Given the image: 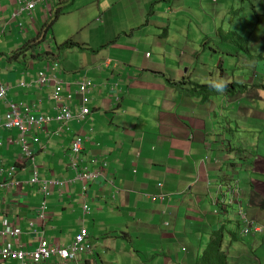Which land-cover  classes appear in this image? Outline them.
Instances as JSON below:
<instances>
[{
    "label": "crops",
    "instance_id": "obj_1",
    "mask_svg": "<svg viewBox=\"0 0 264 264\" xmlns=\"http://www.w3.org/2000/svg\"><path fill=\"white\" fill-rule=\"evenodd\" d=\"M18 1L0 0V82L10 87L7 100L36 104L38 116L55 115L53 84L35 83L45 63L53 65L48 73L65 80L63 95H74L71 109L82 104L77 81L90 79L94 87L86 119L69 126L32 125L25 134L0 131V230L6 224L21 230L19 239L0 233V250L12 243L30 252L43 240L69 246L85 228L91 250L74 260L53 256L39 264H175L179 259L178 264H200L202 236L186 239L187 229L200 228L211 229L209 236L223 231L222 249L230 264H242L243 258L264 264L263 237L242 236L235 221L242 205L248 216L264 223V0L252 4L254 14L244 15L235 31L226 6L212 18L230 46L233 72L224 86L217 71L219 65L221 76L229 72L225 62L219 63L223 51L203 45L200 33H208L207 21L202 7L189 4H199L195 0H49L16 18ZM66 6L52 21L56 9ZM173 15L184 27L171 23ZM190 21L197 22V30ZM50 31L61 36L55 37V49ZM47 38L51 43L43 48L39 44ZM68 39L91 51L81 56L77 73L69 70L75 68L69 59L64 62L68 70L60 65L62 53L73 50L58 49ZM29 43L36 44L30 48ZM26 45L28 50L22 49ZM206 53L209 62L201 60ZM23 81L31 86L20 87ZM203 83L223 88L206 95L199 92ZM8 107L0 101L1 119ZM78 135L84 137L78 168L100 173L89 182L77 179L72 168L71 146ZM23 141L33 144L41 180L63 182L50 184L47 197L30 183L32 166ZM96 157L100 163L93 166ZM83 186L88 187L87 213ZM44 198L48 209L41 219ZM218 224L222 227L216 229ZM235 226L228 242L225 232ZM0 264L21 263L0 257ZM25 264L37 263L27 256Z\"/></svg>",
    "mask_w": 264,
    "mask_h": 264
},
{
    "label": "built area",
    "instance_id": "obj_2",
    "mask_svg": "<svg viewBox=\"0 0 264 264\" xmlns=\"http://www.w3.org/2000/svg\"><path fill=\"white\" fill-rule=\"evenodd\" d=\"M49 0H19L16 11L13 14V17H19L25 13L32 14L36 7L40 4H45ZM149 55V53H147ZM48 68H43L37 77V83L39 86H47L50 83H54V93L52 98L55 102L54 109L56 111L55 115L50 114H40L35 112L36 104L30 105L22 102H8L7 96L9 87L3 84H0V99L5 100L9 103V109L5 113L3 119L0 118V131L2 130H19L22 134H25L30 126H38L42 124H50L53 122L60 123L62 125L69 126V123L73 120H83L86 119L88 115L91 113V109L89 107L91 90L94 87V83L90 79H83L76 82V86L78 87L77 93L80 95L82 99V104L79 108H77L76 112H73L72 109L68 105L61 104L65 101H71L73 98V94L69 93L65 97L61 95L62 91V80L58 79L56 75H51L48 73ZM22 86L27 87L28 85L24 82ZM84 138L82 136H77L74 139L72 144V168L76 171L77 179L80 180H92L100 176L98 172H91L86 167L83 171L82 168H78V161L81 163L80 155L83 150ZM33 146V145H32ZM32 146L27 142L23 141V154L25 155V159L29 160L32 166V176L30 179V183L39 184L41 190L44 192L45 196L50 193L49 185L52 186H61L63 182L58 180L51 181H41L39 179V173L35 165V160L33 156ZM97 159H93L96 162ZM105 167V164L101 166ZM13 170L15 168H12ZM83 211L87 213L89 211V205L86 198L87 186H83ZM48 209V202L44 200L41 203V207L39 209V215L41 219L45 218L46 212ZM245 218V216H243ZM251 227V223L249 224ZM258 230V227H255ZM250 230L249 228H245V231ZM4 236H10L14 238H19L21 235V230L18 228H14L8 224H6L5 229L2 231ZM88 233L85 228H83L76 236L75 241L69 246H60V245H50L46 240H43L39 243V246L33 253H30L31 257L35 260V262H40L44 260H48L53 256H60L64 260L76 259L80 253L86 252L90 250V246L85 244V239L87 238ZM2 258L4 260L7 259H15L22 261L25 259L26 253L25 251L15 248L11 244H6L1 252Z\"/></svg>",
    "mask_w": 264,
    "mask_h": 264
},
{
    "label": "rangeland",
    "instance_id": "obj_3",
    "mask_svg": "<svg viewBox=\"0 0 264 264\" xmlns=\"http://www.w3.org/2000/svg\"><path fill=\"white\" fill-rule=\"evenodd\" d=\"M195 1L199 2V4L196 3V2L195 3L189 2V4L192 7H194V8H197L198 5H199V7H202L204 9V11L200 10V13H201V15L204 13L203 17H205V21H207L206 30H207L208 33H202V32L200 33V35L202 37V40L204 41L203 45L206 46L210 50H222L223 51L220 54L221 57L219 58V63L225 62V64H226L225 66H226L227 70H229V72L226 71L227 77L226 76H221V68L219 67V65L217 66V71H218V74H219V82L223 83V86H224V85H226V84H224V83H226V79L228 77H231L232 72H233L231 70L232 61H230V59L227 56V52L230 51L229 50L230 46L225 45V41H224L225 32L215 29L212 18H216L217 11L221 12L222 8L224 6H226L228 8V16H227L228 20L227 21H228V23H230L232 30L235 31L237 29H240V27H239V22L240 21H244V22L246 21V18L244 17V15H253L254 14V11H253L254 9L251 6H252V4H254V5L258 4L259 1L258 0H245V3L247 5V7H248L247 11H246V9L242 8V3H243L242 0H219L218 4L212 3L211 0H195ZM47 2H49V1H47ZM207 2H210V3L206 4ZM124 3L127 4L128 2L125 1ZM192 4H194V5H192ZM40 5H43V4H40ZM214 7L216 9H214ZM177 17L178 16H176V15L171 16V20H170L171 23L175 24V25H178V26H181V27H184V25H181L179 23V21L177 20ZM203 21L204 20H201L202 23H203ZM190 22L192 24V28L197 30V26H196L197 22L196 21H190ZM30 24H32L31 21H30ZM57 28H58V25L56 24V26L54 27V31H56ZM80 34L75 35V37L77 39H79L80 38V36H79ZM49 35L52 38V43L50 42L49 38H47V40L40 42L39 45H41L43 48H46L47 47V41H48V44L49 43L53 44V48L55 49L57 47V44L55 45V41H56L55 37L57 39H60L59 37H61V36L58 37V36L54 35L53 32H51V31L49 32ZM227 38H230V37H227ZM230 40L237 41L238 39L232 37V38H230ZM197 45H200V42L197 43ZM83 47L85 48V50H81V49H84ZM50 49H52V48L50 47ZM180 49L182 50L183 46H181ZM90 52L91 51H90L89 46H87L85 44L80 45V47L76 46V47L73 48V50L71 52L62 53V56L65 57V60L62 61L60 63V65H62V68H65L66 70H68L66 68V66L64 65V62L69 59V63L70 64L73 63L75 65V68L70 66L69 70L73 69V70H75L74 72L77 73L78 71L81 70V68H80L81 56L82 55L85 56V55L91 54ZM29 55H31V54H29ZM204 58H207L208 62L211 61V58H210V56H208L207 53L205 55H202L201 60H203ZM221 58H223V59H221ZM42 61H45L44 58H42ZM32 63L33 64L35 63V59H33V58H32ZM44 66L48 67V69L51 70L53 65L51 63H45ZM60 72L62 73L61 69H60ZM223 86H221V87L223 88ZM258 124L260 126L262 123L259 122ZM241 178L243 180V177H241ZM234 209H235V207L231 208V212H234ZM248 217H249V219H252V217L250 215ZM235 219H236L235 220L236 222H239V221L242 220L239 212H237V211L235 212ZM217 221H219V218H215L214 222H217ZM196 225L197 224H188V227L189 228H194ZM243 225L244 224L241 223L240 228L243 227ZM219 227H222L221 224H218L216 229H218ZM187 231L190 232V235L187 236L186 239H188V238L189 239H196V238H198L199 234L202 236L200 238V240H202V242L200 244V247H201L202 251H201L200 258H199V262L200 263H202V262L205 263V261H208L210 263L213 262L214 257L211 254L210 243H211V241H212V239L214 237H213L212 234L209 236V233L211 232V229H209L207 231H204V230H201L200 228H198V229L194 230L193 232L191 231V229H187ZM236 231H237V228L235 226V227L231 228L230 232H228V231L225 232V238H226V240L228 242L233 237L231 233L232 232H236ZM258 235H261V234L258 233ZM242 236H249V235H242ZM70 241H71V243H74V240L70 239ZM70 241H69V243H70ZM196 242H194L195 245H196ZM263 244H264V242H263ZM228 248H229L231 254H234L232 246L230 245ZM194 250L195 249L190 245L189 246V251L193 254ZM227 257H229V256H227ZM202 259L204 261H202ZM175 262H176L175 264L180 263V259L179 260H175ZM241 262H242V264H250V261L247 260V258L241 259ZM183 263L184 262H182V264Z\"/></svg>",
    "mask_w": 264,
    "mask_h": 264
},
{
    "label": "trees",
    "instance_id": "obj_4",
    "mask_svg": "<svg viewBox=\"0 0 264 264\" xmlns=\"http://www.w3.org/2000/svg\"><path fill=\"white\" fill-rule=\"evenodd\" d=\"M68 6L66 7H62V8H58L56 10V13H55V18L52 19V21H54L58 15L60 14H63L65 10H67ZM52 21L51 23H48L45 25V29L48 30L49 28H51V25H52ZM34 41V40H33ZM31 44V43H29ZM36 43H33L30 45V48L32 46H34ZM76 46H79L80 47V44H78L77 42H75L73 39H68L66 41H64L63 43L59 44L58 46V49L61 50V51H64L66 49H70V48H74ZM27 49L28 50V45L24 46L22 49ZM21 49V50H22ZM173 84V83H172ZM200 88H199V92L201 93H204L206 95L208 94H213V93H218L222 90V87L219 86L218 84L216 83H203V84H200ZM234 89V84H232L231 87H229L228 89H226L227 92H230ZM198 90V89H196ZM213 235V239L210 243V250H211V254L213 255L214 257V260L213 262H208V261H205V263H200V264H230V261L228 259V257H226V254L224 253L223 249H222V244H223V231L221 230H216L212 233ZM202 261H204L202 259Z\"/></svg>",
    "mask_w": 264,
    "mask_h": 264
},
{
    "label": "clouds",
    "instance_id": "obj_5",
    "mask_svg": "<svg viewBox=\"0 0 264 264\" xmlns=\"http://www.w3.org/2000/svg\"><path fill=\"white\" fill-rule=\"evenodd\" d=\"M45 5V4H44ZM20 17V16H19ZM17 18V17H16ZM147 53H149V55H150V52H147ZM45 68H47V67H45ZM42 70V69H41ZM40 70V71H41ZM48 70V69H47ZM39 71V72H40ZM51 74V73H50ZM39 75V74H38ZM51 75H56V77L58 78V79H60V80H62V82H63V85H62V91H61V95L63 96V97H65L66 95L64 94L63 95V89H64V84H66L65 83V80L62 78V77H58L57 76V74H51ZM38 77V76H37ZM25 82V81H24ZM51 84H53V92L51 93V98H52V95H53V93H54V83L52 82V83H50L49 85H47V86H50ZM70 84L71 85H73V82H70ZM39 86V85H38ZM47 86H43V87H47ZM219 86H221V85H219ZM41 87V86H40ZM27 88V87H26ZM9 90H10V88H9ZM9 92V91H8ZM69 94V93H68ZM91 96V95H90ZM8 97V96H7ZM73 97H74V95H73ZM73 99V98H72ZM119 100V99H118ZM52 101L54 102V100H53V98H52ZM7 102V101H6ZM8 102H10V101H8ZM7 102V103H8ZM14 102V101H13ZM72 102V100L71 101H65V102H63V103H66V104H64V105H68L69 107H70V103ZM23 103V102H22ZM55 103V102H54ZM63 103H61V104H63ZM8 105H9V103H8ZM31 105V104H30ZM80 106H77L75 109H72V111L73 112H76L77 110V108H79ZM89 107H90V105H89ZM71 108V107H70ZM91 109V108H90ZM89 116V115H88ZM87 116V117H88ZM86 117V118H87ZM72 122V121H71ZM71 123H69V125H70ZM65 126V125H64ZM4 131H6V130H4ZM19 131V130H18ZM78 136H81V135H78ZM77 137V136H76ZM75 137V138H76ZM74 138V139H75ZM84 138V137H83ZM74 142V141H73ZM73 144V143H72ZM33 145V144H32ZM83 147H84V144H83ZM33 150V149H32ZM71 150H72V146H71ZM82 153H83V150H82ZM82 153H81V155H82ZM81 155H80V157H81ZM33 156H34V152H33ZM72 157H73V154H72ZM94 159V158H93ZM93 159H92V163H93V166H94V164H97V163H100V161H99V158L98 157H96V162H94L93 161ZM103 164H105V167L107 166V164L106 163H104V162H102V165ZM101 165V166H102ZM105 167H104V170L103 171H105ZM12 168H15V167H12ZM11 168V172L13 171V172H15V170H16V168L13 170ZM88 168V170H89V168L90 167H87ZM85 168H82L81 169V171H83ZM38 170V169H37ZM90 171V170H89ZM91 172H94V171H91ZM39 173V172H38ZM39 179L41 180V178H40V176H39ZM41 181H45V180H41ZM85 181H87V180H85ZM90 180H88V182H89ZM32 184V183H31ZM39 185V184H38ZM88 188V187H87ZM45 195V194H44ZM45 197H47V196H45ZM44 200H46L45 198H44ZM238 212H239V214H240V216H241V221H239L238 223H239V225H241V223H243L244 225H243V227H239V233L240 234H242V235H251V234H258V233H260L261 235H262V237H263V240H264V223H262V222H259V221H257V220H254V219H249V217H248V215H247V213H246V211L244 210V207L241 205L240 206V208H239V210H238ZM243 216H245V218L243 217ZM251 223V227H250V224ZM9 225V224H8ZM258 227V230H256L255 229V227ZM5 227H6V225H5ZM5 227H4V229H5ZM245 228H249L250 230H248V231H245ZM3 229V230H4ZM3 230H0V233L2 234V231ZM3 235V234H2ZM77 235V234H76ZM21 236V235H20ZM6 237V236H5ZM7 237H9V238H14V237H10V236H7ZM88 237V236H87ZM20 238V237H19ZM19 238H14V239H19ZM86 240V239H85ZM74 241H75V239H74ZM6 244H11L12 246H14L15 248H18V249H21V250H23V248H19V247H17V246H15L14 244H12V243H5L4 245H3V247L6 245ZM72 244V243H71ZM71 244H69V245H71ZM85 244H87L86 242H85ZM39 246V245H38ZM90 246V245H89ZM2 247V248H3ZM2 248H1V250H2ZM1 250H0V252H1ZM36 250V249H35ZM35 250H33V251H30V252H26L25 250H23V251H25L26 253H28V255H26V257L27 256H30L31 257V255H30V253H33ZM90 250H91V246H90ZM88 251V250H87ZM83 253H85V252H83ZM81 254V253H80ZM0 257H1V259L2 260H4L3 258H2V256H1V254H0ZM25 257V258H26ZM60 257V256H59ZM52 258V257H51ZM61 258V257H60ZM62 259V258H61ZM7 260H15V259H7ZM7 260H4V261H7ZM34 260V259H33ZM49 260V259H48ZM62 260H64V259H62ZM69 260H74V259H69ZM16 261H18V262H20L21 264H25V259L23 260V262L22 261H19V260H16ZM35 261V260H34ZM44 261H47V260H44ZM65 261H67V260H65ZM40 262H43V261H40ZM40 262H36L37 264H39Z\"/></svg>",
    "mask_w": 264,
    "mask_h": 264
},
{
    "label": "bare ground",
    "instance_id": "obj_6",
    "mask_svg": "<svg viewBox=\"0 0 264 264\" xmlns=\"http://www.w3.org/2000/svg\"><path fill=\"white\" fill-rule=\"evenodd\" d=\"M23 82H24V81H23ZM23 82L20 83V87L26 88V87L22 86V83H23ZM24 83L28 85L27 87H30V86H31V84L27 83V81H25ZM35 83L38 85L37 80L35 81ZM0 84H3V85L8 86L7 84L3 83L2 81L0 82ZM8 87H9V86H8ZM9 88H10V87H9ZM91 91H92V90H91ZM0 101H1V102H6L5 100H2V99H0ZM8 109H9V107H8ZM8 109H7V111H8ZM7 111H6V112H7ZM6 112H5V113H6ZM4 116H5V114H4ZM2 119H3V118H2Z\"/></svg>",
    "mask_w": 264,
    "mask_h": 264
}]
</instances>
